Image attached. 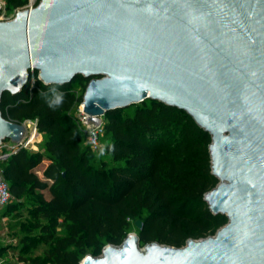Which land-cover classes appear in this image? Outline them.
<instances>
[{"label": "water", "instance_id": "water-1", "mask_svg": "<svg viewBox=\"0 0 264 264\" xmlns=\"http://www.w3.org/2000/svg\"><path fill=\"white\" fill-rule=\"evenodd\" d=\"M32 71L45 85L88 79L81 110L95 125L149 98L210 136L218 182L203 200L225 224L179 247L129 232L79 264H264V0H38L0 21V100ZM26 131L0 110V145Z\"/></svg>", "mask_w": 264, "mask_h": 264}, {"label": "trees", "instance_id": "trees-1", "mask_svg": "<svg viewBox=\"0 0 264 264\" xmlns=\"http://www.w3.org/2000/svg\"><path fill=\"white\" fill-rule=\"evenodd\" d=\"M26 2L4 0V8L17 10ZM87 81L78 75L66 85H45L32 71L19 93L1 96L5 118L34 120L43 135L39 150L20 148L0 160L12 196L2 214L19 220L22 252L47 246L21 259L79 264L105 244H120L129 221L137 219L140 246L157 241L179 247L213 235L227 218L212 214L203 200L218 182L211 174L209 134L184 110L146 98L131 104V113L130 105L104 113V150L115 164L96 162L72 116Z\"/></svg>", "mask_w": 264, "mask_h": 264}, {"label": "rangeland", "instance_id": "rangeland-1", "mask_svg": "<svg viewBox=\"0 0 264 264\" xmlns=\"http://www.w3.org/2000/svg\"><path fill=\"white\" fill-rule=\"evenodd\" d=\"M4 4V0H0ZM21 8V7H20ZM19 8V9H20ZM18 10V9H17ZM16 12V9H5L4 7L0 10V21L2 20H8L14 16ZM74 85V83H72ZM134 105H130L127 109L129 113L132 112ZM79 105H76L72 113H75L78 111ZM26 126V134L29 135L31 133V130L33 129V120H24L23 121ZM39 138L36 140L33 144H28V148L31 151H37L41 146L42 141V133L39 132ZM84 137V136H83ZM106 138L101 137L100 138V146L96 150H92L93 158L96 160V162L99 161H105L107 165L115 164V162L112 161L111 156L105 152L104 146H105ZM3 216V215H2ZM0 215V264H28L27 262L23 261L21 257L29 256V255H38L41 254L47 246L41 243H38L36 246L32 247L26 252H22V249L19 245L20 237L22 236V232L19 229L18 222L19 220L13 216H4L2 217ZM138 227L135 225V220L129 221V232H135L137 233ZM60 233L63 232V228L60 227L58 229Z\"/></svg>", "mask_w": 264, "mask_h": 264}, {"label": "built area", "instance_id": "built-area-1", "mask_svg": "<svg viewBox=\"0 0 264 264\" xmlns=\"http://www.w3.org/2000/svg\"><path fill=\"white\" fill-rule=\"evenodd\" d=\"M38 0H27V2L20 8H31L33 7ZM33 81V79H32ZM74 91L76 94L81 92V86L76 85L74 87ZM78 111L72 113L74 122L76 123L79 131L84 136V143L90 147L91 150H96L100 146V138L104 135V127H103V119L102 121L95 125L89 121V116L85 114L82 110V104L79 103ZM34 121V120H33ZM33 130L37 131L36 122H33ZM28 132V131H27ZM28 134V133H27ZM25 135V138L19 141L18 143H14L8 139H5L0 145V160L14 153L16 150L20 148H25L29 150L28 146V135ZM30 134V133H29ZM12 200L11 193L8 188V183L4 179L2 175V170L0 169V215L2 216V212L7 204ZM4 218V215L1 217Z\"/></svg>", "mask_w": 264, "mask_h": 264}, {"label": "bare ground", "instance_id": "bare-ground-1", "mask_svg": "<svg viewBox=\"0 0 264 264\" xmlns=\"http://www.w3.org/2000/svg\"><path fill=\"white\" fill-rule=\"evenodd\" d=\"M39 133L35 130H31V133L28 135V144H33L39 138Z\"/></svg>", "mask_w": 264, "mask_h": 264}]
</instances>
